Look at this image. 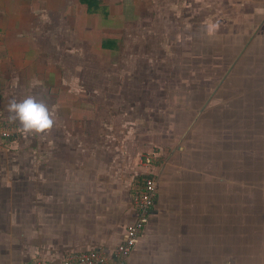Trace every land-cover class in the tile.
I'll list each match as a JSON object with an SVG mask.
<instances>
[{
	"label": "crops",
	"instance_id": "crops-1",
	"mask_svg": "<svg viewBox=\"0 0 264 264\" xmlns=\"http://www.w3.org/2000/svg\"><path fill=\"white\" fill-rule=\"evenodd\" d=\"M108 66L127 69L126 112L85 88ZM0 94L4 119L33 96L54 121L2 149L0 264L113 249L145 174L159 188L126 264H264V0H0Z\"/></svg>",
	"mask_w": 264,
	"mask_h": 264
},
{
	"label": "built area",
	"instance_id": "built-area-1",
	"mask_svg": "<svg viewBox=\"0 0 264 264\" xmlns=\"http://www.w3.org/2000/svg\"><path fill=\"white\" fill-rule=\"evenodd\" d=\"M12 127L0 122V137L10 139L13 134ZM149 163L147 155L144 159ZM158 181L152 176H146L138 184V190L132 195L134 218L125 225L121 240L113 249L95 246L85 250L70 251L63 254L57 264H126V259L135 247L140 231L151 217L154 199L158 192ZM25 264H49V262L33 258Z\"/></svg>",
	"mask_w": 264,
	"mask_h": 264
},
{
	"label": "rangeland",
	"instance_id": "rangeland-1",
	"mask_svg": "<svg viewBox=\"0 0 264 264\" xmlns=\"http://www.w3.org/2000/svg\"><path fill=\"white\" fill-rule=\"evenodd\" d=\"M147 21H149V20H146L144 23H146L147 25H149V22L147 23ZM154 39V38H153ZM142 41H144V42H141L140 43V45L138 46V47H140L141 46V48L142 49H140V50H137V51H134L133 49V52H132V54H135L136 52H138L140 55H142L143 57H145V55H146V53H147V51L146 50H150V39H148V37H144V39L142 40ZM129 44V43H128ZM144 49V50H143ZM76 52H78V54L79 55H81V57H84V52H82L81 50L80 51H76ZM90 53H91V55H92V57L94 56V53H93V51L91 52L90 51ZM93 53V54H92ZM129 53V52H128ZM88 54V55H87ZM86 54V56H89V53H87ZM123 54H124V56H123V58H125V55H127V53H126V51L124 50L123 51ZM83 55V56H82ZM139 55V56H140ZM112 57H115V55H113ZM140 58V57H139ZM84 61H86V62H88V60H84ZM91 63H92V65H91V68L93 69V70H96V71H101V68H99V67H95L96 65L94 64V62H93V59H91ZM122 63V62H121ZM118 64H120V63H118ZM139 67V66H138ZM142 68H144V67H141L140 69H142ZM139 69V68H138ZM138 69H135L134 70V72L133 73H139V75H142V72H143V69L140 71V70H138ZM103 70V72L104 73H108V75L105 77L104 76V79H103V81L102 82H99V81H97V82H95L94 83V81H92L91 83H90V86L89 87H85L86 88V90H91L92 91V93L93 92H97L99 95H101L102 96V98L101 99H103L105 102H106V104H108V105H114L115 104V106L117 105L118 106V104H122V106L125 108L124 109V111L126 112V105H129V106H131V103H133L134 104V102H136V100H137V98L135 99H132L133 97H128L127 99H122L123 100V102H121V100L119 99L120 97H116V96H112V95H115V92H116V79H117V74H121V73H124V71H127V69H124V68H121V66H119V68H117V67H113V66H108L107 67V69H102ZM144 73H145V70H144ZM146 77V76H145ZM145 77H142L141 79H144L145 80ZM93 79H96V78H93ZM97 80V79H96ZM77 84H79L77 87H75V89H79V88H81V84H82V82H80V83H77ZM84 84H86L87 86L89 85L88 83H84ZM120 84L122 85L123 84V89H125L126 90V96L127 95H129V96H132V93H131V88H130V86H132L133 88V90L134 91H136V92H138V91H142L143 92V90L144 91H146V89H145V87H144V85H145V82H139L138 83V81L137 82H133V83H126V82H124V83H122V81H120ZM118 86V85H117ZM129 86V87H128ZM119 89H122V87H119ZM150 89V88H149ZM128 90H130L129 92H127ZM95 92V93H96ZM24 94H25V92H24ZM106 94H108L107 95V97L106 98H104V96L106 95ZM142 95H144V94H142ZM118 99H119V101H118ZM140 100V99H139ZM144 100H146V99H144ZM0 101H3V96L0 94ZM97 101H100V99L99 100H97ZM97 104H98V102H96ZM101 103V102H100ZM6 106V105H5ZM4 106V107H5ZM136 106H137V110H134L135 112H134V114H133V116H140V117H145L146 118V121H147V118L148 117H150V114L149 113H146L145 111H143L142 109H141V107L140 106H142V105H138V104H136ZM1 111H2V109H1ZM3 112H4V110H3ZM6 113V117H8L9 116V113H8V111L7 112H5ZM149 120V119H148ZM145 121V120H144ZM150 121H151V119H150ZM0 122H2V123H5V124H7L9 127H12L13 129H12V131H13V134H11V138L10 139H12V140H6V138H2V137H0V157L3 155V148H6L7 147V145L9 144V142H12V143H17L18 141H19V139H21L22 137H26V139L28 138H32L34 135H36V134H34V132L33 133H29V134H25V133H23L22 131H21V127H18V126H16V123H17V121H15V122H11V121H9V119L8 118H6V119H4V117H2L1 115H0ZM143 124L140 126V127H146V123L145 122H142ZM152 128H151V125H150V130H151ZM144 131V130H143ZM139 133H142V132H139ZM18 148V147H17ZM32 149H33V151H34V149L35 148H33L32 147ZM17 150V149H16ZM43 152L45 153L46 152V148H44V150H43ZM147 155H149V154H147V153H143L142 154V156H141V163H145V161H144V159H145V157L147 156ZM151 155V154H150ZM34 157V156H33ZM149 159H151V156H149ZM153 161V160H152ZM151 162V161H150ZM1 167H3V166H1ZM154 179H155V177L154 176H152Z\"/></svg>",
	"mask_w": 264,
	"mask_h": 264
},
{
	"label": "clouds",
	"instance_id": "clouds-1",
	"mask_svg": "<svg viewBox=\"0 0 264 264\" xmlns=\"http://www.w3.org/2000/svg\"><path fill=\"white\" fill-rule=\"evenodd\" d=\"M7 111L9 121H18L21 131L25 134L44 132L54 123L46 103L33 96H28L19 102L15 99L10 100Z\"/></svg>",
	"mask_w": 264,
	"mask_h": 264
},
{
	"label": "trees",
	"instance_id": "trees-1",
	"mask_svg": "<svg viewBox=\"0 0 264 264\" xmlns=\"http://www.w3.org/2000/svg\"><path fill=\"white\" fill-rule=\"evenodd\" d=\"M81 1H84V0H81ZM9 140H12V139H9ZM154 160H155V159H154ZM155 161H156V160H155ZM155 161H154V162H155ZM152 162H153V161H152ZM146 176H148V175L145 174V175H142V177L140 176V177H137V178H140V179H139V182H141ZM155 200H156V197H155V199H154V204H155ZM132 204H133V203H132ZM153 206H154V205H153ZM140 233H141V232H140ZM139 235H140V234H139Z\"/></svg>",
	"mask_w": 264,
	"mask_h": 264
}]
</instances>
